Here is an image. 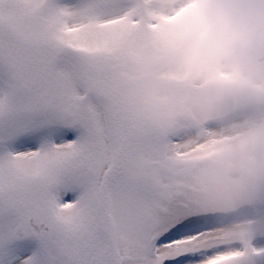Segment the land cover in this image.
I'll return each mask as SVG.
<instances>
[{
  "label": "snow or ice",
  "instance_id": "snow-or-ice-1",
  "mask_svg": "<svg viewBox=\"0 0 264 264\" xmlns=\"http://www.w3.org/2000/svg\"><path fill=\"white\" fill-rule=\"evenodd\" d=\"M126 0H0V264H202L177 122L122 99ZM104 8V11H99ZM109 25H115L108 31Z\"/></svg>",
  "mask_w": 264,
  "mask_h": 264
},
{
  "label": "rangeland",
  "instance_id": "rangeland-1",
  "mask_svg": "<svg viewBox=\"0 0 264 264\" xmlns=\"http://www.w3.org/2000/svg\"><path fill=\"white\" fill-rule=\"evenodd\" d=\"M192 1L144 0L147 2V22H152L150 31L146 29L151 36V43L152 31L155 33L153 41L154 46L158 48L156 60L160 59L159 67L154 69L153 73L151 72V80L155 77L167 76L168 73L170 77H179L183 74L181 73L183 70H180L178 65L181 60L180 53L175 47L179 43L185 44L187 41L184 25L193 18L195 6L192 5L190 9L184 10H180L179 7ZM124 6L130 9L129 15L135 18V23L130 20L121 22V27L124 28V45L129 52V62L124 69L123 81L126 86L131 87L127 89L126 93L124 92L125 104L132 110L147 108L151 112L152 123L150 122V124L152 125L169 122L160 121L163 111H167L168 101L172 106L181 104L182 107H193L189 101H183L188 97L181 95L182 91L179 92L177 89H173V91L156 90L157 87L152 85V83H156L155 81L150 80L149 84L142 85L141 88L134 86L136 84L133 82L135 77H144L151 71L149 68L151 51L147 49L145 51L146 46H144V41L137 30L142 31L139 22L143 18V3L141 0H128ZM104 10L101 8L99 11ZM180 11L182 12L180 13ZM179 13L180 17L178 18ZM114 27L116 26L109 25L107 30L111 31ZM161 38H163L162 41ZM198 44V41H192L188 45V59L196 57ZM153 57L155 58V52ZM169 59L171 60L169 61ZM185 59L184 56V63ZM207 66L208 72H205L202 80H232L236 87L235 92H232L234 96L229 92L225 96L224 92L214 96L215 98L213 96L202 97L199 105L195 104L193 112H185L183 117L177 120L176 127H189L192 119L202 120L218 117L222 113L229 117L231 109L239 107V104L244 102L242 99L238 104L239 100L235 96H246L245 100H251V102L244 103L245 105L264 98V85L257 84L255 87H246L249 89L239 92L238 87L240 86L237 85L232 72L225 70L221 65L208 63ZM188 74L189 71L185 76ZM190 80L194 82L192 77ZM217 81L208 84L217 85ZM200 88L205 92L216 93L215 90L205 85ZM131 100L133 102L129 105ZM180 110L176 112H180ZM230 119L223 117L216 119L219 123L222 122L218 127L215 126L209 130L204 129L200 123L194 130H189L179 136L180 160L187 165L196 159L197 162L194 165L203 168L198 173L191 166H188L187 170L183 168L185 173L183 199L196 215L218 216L226 210H236L241 206L254 201L253 204H255L264 199V112L261 115L251 114L243 118ZM201 162L203 164H200ZM191 170L192 172H190ZM230 172H233L234 176L229 175ZM257 210L251 217L250 215L245 216L246 219L243 221L239 219L221 222L215 229L205 231L198 237H190L184 243L201 249L214 247L212 248L215 249L213 255L202 264H264V242L253 243L256 238L264 235V209ZM256 216L258 219L255 220ZM219 244L224 245L215 246ZM245 253L248 255L242 259L241 256Z\"/></svg>",
  "mask_w": 264,
  "mask_h": 264
},
{
  "label": "clouds",
  "instance_id": "clouds-1",
  "mask_svg": "<svg viewBox=\"0 0 264 264\" xmlns=\"http://www.w3.org/2000/svg\"><path fill=\"white\" fill-rule=\"evenodd\" d=\"M185 36L198 41L187 68L195 80L206 62L232 72L238 86L264 85V0H193Z\"/></svg>",
  "mask_w": 264,
  "mask_h": 264
}]
</instances>
